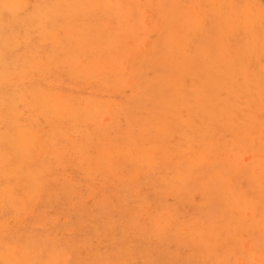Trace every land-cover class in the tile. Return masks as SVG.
<instances>
[{"label": "rangeland", "instance_id": "374dc122", "mask_svg": "<svg viewBox=\"0 0 264 264\" xmlns=\"http://www.w3.org/2000/svg\"><path fill=\"white\" fill-rule=\"evenodd\" d=\"M0 264H264V0H0Z\"/></svg>", "mask_w": 264, "mask_h": 264}]
</instances>
